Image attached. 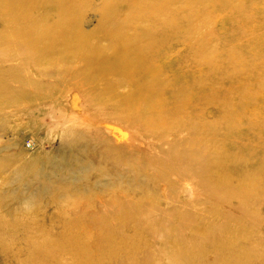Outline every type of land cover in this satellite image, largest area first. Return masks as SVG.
I'll return each instance as SVG.
<instances>
[{
	"label": "rangeland",
	"instance_id": "374dc122",
	"mask_svg": "<svg viewBox=\"0 0 264 264\" xmlns=\"http://www.w3.org/2000/svg\"><path fill=\"white\" fill-rule=\"evenodd\" d=\"M167 1L176 4L167 11L159 10L156 15L153 10L162 0H129L127 11L122 9V2L111 11L122 14L121 17L139 16L138 21L145 17L155 22L149 30L152 33L156 27L160 28L155 39L160 36L164 39L155 43L152 66L145 61L116 65V69L124 73L123 81H128L130 86L112 87L109 104L133 94L131 104L122 103V111H140L134 108L141 107L148 113L156 106L155 102L158 107L164 99H169L170 88L176 89L170 85L171 80L178 78L173 71L186 67L187 62H199L202 71L195 77L200 79L197 92L200 91L201 107L194 110L197 102L192 100L186 104L192 109L182 105L173 121L180 118L186 121L195 113L202 114L203 131L199 141H216L217 149L209 148V152H213L217 168L208 172L202 182L204 185L199 186L190 176L178 179L172 168L187 169L174 163L168 155L159 159L161 164L154 162L153 156H158L159 151L165 152L167 144H186L187 129L192 125H170L179 131L166 130L163 135L166 142L155 148L152 134L136 129L114 111L107 117L93 88L85 87L74 77L84 60L63 57L67 49L63 43L52 49L41 47L46 39L37 35L63 34L64 31L59 30L63 25L59 22L54 27L37 26L35 18L42 13L45 16V8L34 11L31 24L17 19V25L8 30L0 22V35L13 34L19 38L26 35L31 42H37L36 52L51 55L41 61L35 57L36 66L23 70L25 78L34 85V92L27 96L19 97L13 92L19 86L16 84L19 76L10 72L0 77V95L5 93L6 97L0 98V240H8L14 247L22 243V248L16 246L11 256L8 249L0 246V264H44L45 256L49 258L46 264H75V252L79 248L72 251L67 242H61V238H72L62 232L69 230L74 222H84L95 212H100L99 218H103L105 212L99 209H108L106 199L113 211L121 210V213L128 211L137 200L150 203L149 211L143 210L140 218H128V223H150L148 227L152 231L147 232L143 228L145 224L140 222L144 236L151 237L142 244V248L150 252L145 264H188L187 257L172 254V249L191 243L165 231L182 215L181 223H190L196 216L206 218L207 213L211 217L212 208L205 196L206 182L219 183L223 178L228 182L221 181L217 196H221L222 191L233 190L238 198L230 205L221 204V213L236 219L244 233L245 230L253 232L256 247L250 251L252 258L236 251L234 260L264 264V0ZM12 5L18 7L16 3ZM90 7L80 18L81 28L87 32L97 24ZM65 13L70 20L67 25L74 23V12L66 8H58L44 21L50 24ZM130 18L129 23L135 24ZM40 21L44 22L42 18ZM32 26H37V31L24 33ZM136 32L145 38V44L150 39L144 29ZM98 43L102 48L108 45L105 38H100ZM16 63L0 64L8 68ZM128 65L136 70V82L129 78ZM4 80L9 82L11 91L7 88L2 91ZM182 81L190 83L192 77ZM161 82L167 83V87L163 88ZM153 84L157 88L146 93L144 89ZM182 97L183 93L180 101ZM211 124L220 128L227 125L225 130H219ZM231 124L241 125L242 132L227 131ZM174 147L177 149L178 145ZM107 149L115 152L110 155ZM151 165H162L157 177L148 169ZM169 186L174 191L170 192ZM251 192L253 199L248 201ZM199 196L201 201H197ZM87 197L89 202L98 205L96 209L85 202ZM99 218L96 217L97 222L102 224ZM108 224L116 222L112 220ZM151 232H154L152 236ZM87 233L90 235L89 229ZM87 233H81L80 237ZM244 239V243L238 239V243H243L238 245L249 248L252 243L247 241L246 235ZM204 247L207 253L210 246ZM260 253L263 256L258 257ZM202 260L203 256L193 264L218 261L211 257Z\"/></svg>",
	"mask_w": 264,
	"mask_h": 264
},
{
	"label": "bare ground",
	"instance_id": "6f19581e",
	"mask_svg": "<svg viewBox=\"0 0 264 264\" xmlns=\"http://www.w3.org/2000/svg\"><path fill=\"white\" fill-rule=\"evenodd\" d=\"M162 1L160 6L159 4L155 6L153 11L156 13L154 15L160 13L159 10L167 11L169 6L176 4V2H168L167 0ZM121 2L123 3L122 9H126L127 11L130 6L129 0H84V2L83 0H0V22L3 23L8 30L11 29L10 26L17 25V19L31 24L35 18L33 17L34 11L37 10L39 12L42 7L45 8L47 10L45 16H43V13V17L36 15L35 21L37 22V26H42L43 28L54 27L59 22L63 23L59 30L64 31L63 34L49 33V36H45V34L37 35V37L46 39V42L41 47H51L52 49V47H56L57 44L63 43L64 46H67L63 57L84 60V63L81 64V68L79 70L77 69L78 71L74 73V77L78 78L79 82H82L85 87L88 88L91 86V88H93V90L91 88L90 90L94 92L93 94L97 97V101L102 103L107 117L110 118L111 113L114 111L122 116L121 119L123 121L133 124L136 129L152 134L156 138L153 139L155 148L158 146L161 147V145L166 142V140H163V135L166 130H178L177 128L169 127L170 125L179 123L191 124V129L193 131L190 127L187 129L189 138L186 144H167L165 146V152L159 151V155L153 156V158L154 162L161 164L159 159L163 155H168L173 158L174 163H178L181 167L187 169L180 170L178 168H172L173 173L178 179L183 176H190L195 182L197 181L199 186L204 185L202 182L205 181L207 173L218 166H216V163L212 159L211 153L213 152H209V148L217 149L216 141H199L200 132L203 131V117L200 112L195 113L192 118H187L186 121H183L182 118L173 121L175 117L178 116L177 112L180 111L182 105L186 106L188 102L192 103V100H194L197 102L194 110H196L198 106L201 107V102L198 97L200 91L197 92V90L200 89V79L195 77L196 73L202 71V65L199 62H187L186 67L182 66L179 67L177 71H173L178 78L176 80H171L170 85L176 86V89L170 88L169 99H164L163 104H159L158 107H156L158 102H155L156 106L148 113H145L141 107L134 108L140 111L133 109L129 110L127 113L122 111V103L129 102L131 104V100L134 96L133 94H130L128 97H122L119 102L117 101L112 105L109 104V99L112 95V87L122 85L130 86L128 81L127 83L123 81L124 73L117 70L116 65L124 64L123 62L133 64L137 61H145L152 66L155 62L153 58L155 43L158 41L162 42L164 39V36L155 39V35L160 33L161 29L156 27L151 33L148 27H153L156 24L145 17H142L141 21H138V19H140L139 16L130 18L128 15L121 17L122 14L111 13ZM12 3H16L18 7L13 6ZM90 5L92 14L97 18V24L91 32H87L82 30L80 18L82 17L83 11L87 10V7ZM181 6L186 7V4H181ZM58 8H66L68 11H73L76 17L74 23L67 25L70 20L66 18L65 13L58 15V19L54 18L55 20H53L52 23L47 24L44 20L49 18L50 14L58 10ZM40 18H42L44 22H41ZM128 18L136 23L130 24ZM78 20L80 24L77 23ZM139 25L141 27H139ZM36 27L32 26V29H25L24 33L27 32L30 34L31 31L35 32L37 31ZM136 28L138 32L144 29L145 33L150 37V39L146 41V44L145 38H142V35L136 32ZM101 35L103 36L101 37ZM100 38L106 39L108 42L106 47L102 48L98 46V40H100ZM38 39L40 42L42 41L41 38ZM37 47V42H31L26 35L21 38L13 34L0 35V48H3L0 51V63L5 64L8 61L17 62L15 65L9 66L8 68H4L2 64H0L2 66V68H0V77L10 72L13 76H19V83L16 82L19 86L16 90H13L19 97L21 95L27 96L28 93L31 94L34 92V85L25 78L23 70L32 69L36 66L34 63L35 57L38 61H41L51 56L47 52H41L40 55L36 52ZM183 50L184 49L181 51ZM127 67V71L131 75L129 78L136 82V70L132 69L129 65ZM190 76L192 77V82L185 83L182 81L183 78H188ZM2 83V91L6 88L11 91V88L8 87L9 82L7 80L2 81ZM160 84L163 88L167 87V83L161 82ZM156 88L157 86L153 84L144 90L146 93H151L149 90ZM191 88L195 89L196 92L191 90ZM181 93H183L182 101L179 99ZM7 95H10L9 91ZM33 96L40 97L37 94H33ZM0 98H6L5 93L0 95ZM147 106L151 107V104L148 103ZM186 107L192 109L191 106ZM185 113H187V111H185ZM211 125L219 130H225L227 124H224V128H220L216 124ZM175 126L182 128L180 125ZM226 130L238 132V134H240L243 128L239 124H231ZM175 145H178L177 149H173ZM107 151L108 153L110 152V155L115 152L114 150L110 151V149H107ZM217 154L219 153L217 152ZM135 168L139 170L138 166H135ZM162 168V165L148 166L152 176L156 177L158 175V170H162ZM157 180H159V178H157ZM221 181L228 182L226 178H223ZM221 181L219 183L206 182L208 184V191L205 192V196L207 204L212 208L210 211L211 217H208L207 213L206 218L203 216H196L190 223H181L184 220L182 215L181 218L178 219V222L175 221L172 223L170 228L165 231L168 234L171 233L173 237L178 236L183 241L185 238L187 243H191L187 246L183 245L180 248L172 249V254H182L184 257H187L188 259L186 262L188 264L196 263L202 256V261H204L205 257L215 258L218 260L215 264H247V262L242 263L239 260H234L235 256L233 253L241 251L248 256L250 255L251 249L256 250L254 246V233L247 232L246 230L244 233V230L236 219L231 216L226 217L222 215L221 204L230 205L233 199L236 200L238 198V194L234 193L233 190H229L222 191V195L217 196L219 194L217 189L222 188ZM168 189L170 192L174 191V188L171 186H169ZM252 199L253 193L251 192L248 196V201ZM88 200L89 197L86 198L85 202L90 204L91 207L94 209L98 207L94 202H89ZM105 201H107V205L105 206H107L108 209L105 207L99 209L105 212L103 218H99L100 212H95L94 214H90L89 218L84 222H74V227L71 226L69 230L64 229L62 232L63 234L71 235L72 238H61L60 241L67 242L72 251L79 248L75 252V259L77 261L75 264H145L150 257V252L142 248V244L143 242L146 243L148 240H151V237L144 236L140 222L145 224L143 228L144 230L147 229V232L152 231L151 228L148 227L150 223L144 221L128 223L130 221L128 218H140L138 217L139 214L142 215L143 210H148L150 208V203L146 200H144V202L143 200H137L135 205L128 211L122 210L121 213V210L113 211L111 209L109 199ZM197 201H201L200 196ZM96 217L100 219L103 225L97 222ZM112 220H115L116 224H108V222ZM88 229L90 230V235L87 233ZM74 230L77 231L74 232ZM75 233H77L76 236H74ZM81 233H87L88 235L80 237ZM153 234L154 232L149 233L150 236ZM244 235H246L247 241L252 243L249 248L238 245L245 242ZM238 239L242 240V242L238 243ZM21 244L22 243H18L16 246L22 248ZM206 244H208L210 246L209 249H211V251L208 249L207 253L204 247ZM0 246L4 250L8 249L7 252L10 256L11 251L14 253L16 251V246H12L8 240L1 239ZM260 256H263L262 253H260L258 257ZM250 258H252L251 255ZM44 259V264H46L49 258L45 256Z\"/></svg>",
	"mask_w": 264,
	"mask_h": 264
}]
</instances>
